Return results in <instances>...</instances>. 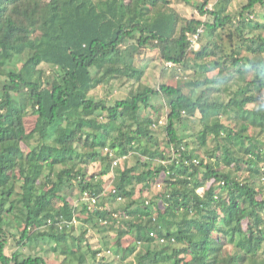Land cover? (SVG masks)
Masks as SVG:
<instances>
[{"label":"trees","instance_id":"trees-1","mask_svg":"<svg viewBox=\"0 0 264 264\" xmlns=\"http://www.w3.org/2000/svg\"><path fill=\"white\" fill-rule=\"evenodd\" d=\"M236 1L201 0L187 20L175 0H0V264H63L41 240L68 264H264V0ZM149 49L192 77L146 85ZM116 81L133 82L125 99L93 96ZM10 237L38 250L10 256Z\"/></svg>","mask_w":264,"mask_h":264},{"label":"rangeland","instance_id":"rangeland-1","mask_svg":"<svg viewBox=\"0 0 264 264\" xmlns=\"http://www.w3.org/2000/svg\"><path fill=\"white\" fill-rule=\"evenodd\" d=\"M178 6V9L180 10L181 14L183 15V17H185V19L190 20V19H199L200 18V14L198 12V10L196 9V5L198 3H200L201 0H190V3H184L182 1L179 0H175ZM216 1V0H215ZM247 0H237L235 2V4L232 7V10L239 11L241 6L246 3ZM214 5V3L212 4V6ZM211 7V6H210ZM209 7V9H211ZM214 7V6H213ZM212 7V8H213ZM258 15V19L260 23L264 24V10L262 9H257L256 11V16ZM205 19V18H204ZM203 19V20H204ZM199 47L197 46L196 50H198ZM136 64L141 65L142 67H146L147 66V71L144 77V83L154 89H159L160 84L162 82H167L170 85H178L179 82L181 81H187L190 77H192L193 72H187L186 74L184 72H179V69L177 68V75H173L172 72L175 70H167L166 67L167 66V62L162 60L161 55L159 50L155 49V50H146L143 52L142 56L137 58ZM47 67V66H45ZM189 70V69H188ZM187 70V71H188ZM179 73V74H178ZM181 73V76H180ZM163 77H165L166 79H163ZM133 82L130 81H126L124 85H121L120 82H111L108 85H105L101 88H99L96 92L93 93V96L99 100H109L110 102H114L116 100H121V99H125L132 87ZM186 93H189L190 90L189 88H185ZM153 102L156 106H163L162 108V115H160L159 119L160 121H164V123H167V110L168 107L165 105L167 104V101H165L163 98L161 97H155L153 99ZM146 114H149V112H146ZM223 122H225L226 124H229V121L226 118L222 119ZM27 122V128L29 129V131L31 129L34 128L35 126V119L34 117H31L29 119L26 120ZM185 124H187L186 126L182 127L181 130V134L182 135H191V134H197L201 131L202 129V125L200 123V116H197L193 119H188L187 123L185 122ZM165 133H163V131L160 132L157 131L156 135L158 138L161 139V141L164 140V135ZM188 141H191V139H188ZM193 141V140H192ZM24 149L28 150V147L26 145H24ZM28 152V151H26ZM136 163V158L135 157H131L129 159V165L133 166ZM98 165L93 166L90 168V172L91 173H97V168ZM101 180V179H100ZM103 183L106 184L105 188H108L110 185V181L107 178H103ZM158 193L157 188L152 187L150 190H143V196L142 197H153ZM140 195H142L141 193V187L138 188L137 191V197H139ZM77 199H74L73 202L76 203ZM122 206L121 203H118L117 207ZM15 226H17V224H13ZM75 235H80L81 231H82V225H79V223H77L75 225ZM10 231L14 232V229L12 227H10ZM45 241V242H43ZM42 244L40 246V249H43V253L44 255L49 259V260H53V261H58L59 263H63V264H68L69 262L66 261L64 263V261L66 260L64 257H62L59 254L54 253L49 246H46L47 244V240H41ZM89 242L94 246V248H100V242L99 239L96 235H94V233H90V237H89ZM21 251L24 252V254H31L34 253V251L38 250L37 245H33V246H29L26 248H17L16 247V243L15 241L12 239V237L9 238L8 241V245H7V251L6 253L8 255H12L13 252L15 251ZM141 250V249H139ZM144 251V249L142 248V252ZM137 252L132 254L131 256L128 257V259L126 260L125 264H136L137 263ZM109 258H104L103 257H97L96 260L94 259H89L88 264H100L101 261H103L102 259L104 258L105 262H109L114 258H117L118 262H120V258H118L117 254L115 252H113V254L111 256H107ZM109 259V260H108ZM51 261V262H53Z\"/></svg>","mask_w":264,"mask_h":264},{"label":"built area","instance_id":"built-area-1","mask_svg":"<svg viewBox=\"0 0 264 264\" xmlns=\"http://www.w3.org/2000/svg\"><path fill=\"white\" fill-rule=\"evenodd\" d=\"M201 33H202V29L199 30V32L191 38V43H192L191 48L194 49V50H196L197 46L199 47V42H198V40H199V35H200ZM167 66H168L169 68H172V67H174V64H173L172 62H168V63H167ZM159 124H160V125H161V124H164V121H160ZM121 161H122L121 158H120V159L117 158V159L114 160V163H113V165H112V171H111V174H110V176H109V178H108L109 181H110V185H109L108 188H105V193L112 192L113 194H116V191H115V189H114V187H113V182H114V180H115V169H116V167L118 166V164H119ZM185 163L188 164L187 161H185ZM197 163H198V162H197ZM99 199H100V196H91L88 192H85V193L83 194V196H82V200H83V201L91 202L92 204H97L98 201H99ZM117 201H118V203H121V202L123 201V198L118 197V198H117ZM115 216L117 217V215H115ZM106 223H107V222H105V224H106ZM73 224H76V222L73 223ZM150 236H151V237H156V233H155V232H151V233H150ZM165 242H166V239H164V238H161V239H160V243L163 244V243H165ZM109 254H110V253H109Z\"/></svg>","mask_w":264,"mask_h":264}]
</instances>
